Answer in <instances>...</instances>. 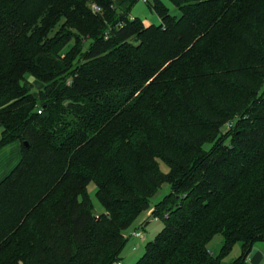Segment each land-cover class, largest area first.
Listing matches in <instances>:
<instances>
[{
	"label": "trees",
	"instance_id": "obj_1",
	"mask_svg": "<svg viewBox=\"0 0 264 264\" xmlns=\"http://www.w3.org/2000/svg\"><path fill=\"white\" fill-rule=\"evenodd\" d=\"M135 1L0 0V147L21 143L0 264H123L162 182L168 216L133 264H223L236 241L243 262L264 239V0H147L158 23Z\"/></svg>",
	"mask_w": 264,
	"mask_h": 264
},
{
	"label": "rangeland",
	"instance_id": "obj_2",
	"mask_svg": "<svg viewBox=\"0 0 264 264\" xmlns=\"http://www.w3.org/2000/svg\"><path fill=\"white\" fill-rule=\"evenodd\" d=\"M164 2L168 5L169 11L178 14L179 10L178 8L170 1V0H164ZM130 15L131 16H137L140 19H142L144 22L147 23H158L159 17L157 13L152 10L149 7V4L147 1L144 0H136L134 4L130 8ZM73 45V39H70L69 42H67L63 48L62 51L69 50ZM87 43L85 44V46ZM33 82V88L36 89L41 86V82L32 79ZM229 122L227 121L222 124L220 127L221 131H225L230 126ZM231 137L227 136L225 138L226 142H230ZM212 145L211 141L204 142L203 146L205 149H209ZM159 165L163 170L167 169V165L159 160ZM87 190L90 195L91 201L93 203V208L96 213L103 210V206L101 205L100 201L98 200L96 196V184L93 181H90L87 185ZM170 190V186L167 182H162L159 186V188L155 191V193L150 198L149 206L144 209L136 218L135 220L124 230L126 241L121 249L120 255H121V262L123 264H133L136 258L143 252L144 245L146 241L152 239L157 233V231L161 228L163 224V218L165 216L160 215L159 213H153L154 203L157 202L159 199L163 197L164 194H166ZM173 203H168L169 208L172 207ZM168 208V207H165ZM168 208V209H169ZM150 213L159 215L158 219L153 220H147ZM142 226V230L144 233V236L139 237L131 234V231L135 228H139V226ZM223 235L221 233H216L213 235V237L209 240L207 243L208 248L216 255L220 254L221 247L223 245ZM256 248L261 249L264 251V240H256L252 243L251 248L246 255L243 262L239 260V256L242 251V246L240 241H236L231 249L224 255L221 256V262L223 264L227 263H237V264H261L264 261V255L263 257H257L254 258L253 261H250L249 254L253 252Z\"/></svg>",
	"mask_w": 264,
	"mask_h": 264
},
{
	"label": "crops",
	"instance_id": "obj_3",
	"mask_svg": "<svg viewBox=\"0 0 264 264\" xmlns=\"http://www.w3.org/2000/svg\"><path fill=\"white\" fill-rule=\"evenodd\" d=\"M1 135V126H0ZM21 156V143L18 140H12L0 147V179L10 171V169L18 162ZM264 240V239H258ZM256 241V240H255ZM254 241V242H255ZM264 251L259 248L253 250L249 254L250 261L257 257H263ZM258 264V263H256Z\"/></svg>",
	"mask_w": 264,
	"mask_h": 264
},
{
	"label": "built area",
	"instance_id": "obj_4",
	"mask_svg": "<svg viewBox=\"0 0 264 264\" xmlns=\"http://www.w3.org/2000/svg\"><path fill=\"white\" fill-rule=\"evenodd\" d=\"M144 1H147V0H144ZM91 8H92V10H94V11H96V10H99L100 9V6L98 5V4H96V3H92L91 4ZM130 17H132L131 15H130ZM38 111H40V110H38ZM153 212V211H152ZM154 213V212H153ZM153 213H150V215H149V217L147 218V220H153V219H158L159 218V215H157V214H153ZM168 210H165V211H163V214H162V216H168ZM131 234L132 235H135V236H139V237H142V236H144V233H143V230H142V226H141V224H140V226H139V228H135V229H133L132 231H131ZM261 264H264V261L261 263Z\"/></svg>",
	"mask_w": 264,
	"mask_h": 264
}]
</instances>
